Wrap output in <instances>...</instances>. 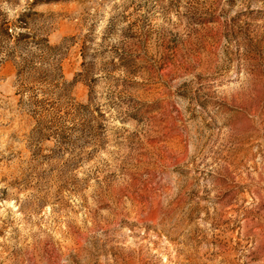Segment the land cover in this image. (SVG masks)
<instances>
[{
  "label": "rangeland",
  "instance_id": "1",
  "mask_svg": "<svg viewBox=\"0 0 264 264\" xmlns=\"http://www.w3.org/2000/svg\"><path fill=\"white\" fill-rule=\"evenodd\" d=\"M27 14L79 108L43 140L0 60V264H264V0H0Z\"/></svg>",
  "mask_w": 264,
  "mask_h": 264
},
{
  "label": "trees",
  "instance_id": "2",
  "mask_svg": "<svg viewBox=\"0 0 264 264\" xmlns=\"http://www.w3.org/2000/svg\"><path fill=\"white\" fill-rule=\"evenodd\" d=\"M29 17L0 22V60L16 65V95L19 106L36 122L34 133L43 140H64L63 133L79 108L72 96L75 83L67 82L63 74V45L52 46L46 36L22 32L29 31L24 19Z\"/></svg>",
  "mask_w": 264,
  "mask_h": 264
}]
</instances>
